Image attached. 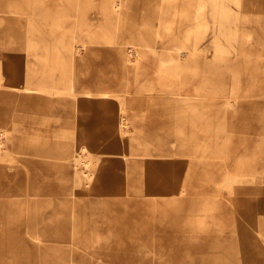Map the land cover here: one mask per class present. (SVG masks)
Wrapping results in <instances>:
<instances>
[{
    "label": "rangeland",
    "instance_id": "1",
    "mask_svg": "<svg viewBox=\"0 0 264 264\" xmlns=\"http://www.w3.org/2000/svg\"><path fill=\"white\" fill-rule=\"evenodd\" d=\"M7 1L14 4L12 11L5 8ZM111 2L0 0V139L6 157H12L0 159V169L25 168L31 160L57 167L53 174L38 169L40 179L32 186L23 173L21 193L8 189L14 178L0 180V264H36V247L55 255L75 247L67 236L70 226L66 242L57 240L68 211L83 244L100 239L112 247L98 250L106 252L100 264H163L164 256L174 255L160 253L177 249L181 237L211 242L199 252L200 264H260L264 0L226 1L235 16L222 19L212 16L209 0H129L125 13ZM199 3L205 20L196 17ZM100 29L110 34L109 46L125 54L133 46L182 56L204 90L192 97L141 96L132 78L137 62L129 61L116 88L119 98L86 96L76 78L70 89L72 45L94 37L95 45L104 46ZM139 32L149 46L139 44ZM77 52L82 55L83 49ZM135 110L140 115L134 116ZM80 168L92 175L93 186L109 188L120 179L128 193L121 182L104 190L108 194L93 196L85 188L80 194V187L67 201L66 195L42 191L48 175L59 184L58 172L73 175ZM227 168L235 175L225 186ZM154 179L158 190L143 194ZM89 198L96 204H85ZM32 213L38 216L33 226ZM89 261L76 256L71 264Z\"/></svg>",
    "mask_w": 264,
    "mask_h": 264
},
{
    "label": "bare ground",
    "instance_id": "2",
    "mask_svg": "<svg viewBox=\"0 0 264 264\" xmlns=\"http://www.w3.org/2000/svg\"><path fill=\"white\" fill-rule=\"evenodd\" d=\"M112 2L110 3V7L113 8L116 12L117 11H123L128 12V10L130 9V2L129 0H119V2H116L117 0H111ZM229 1L230 3L232 2L233 4H237L238 0H209L208 4H210L211 6V11L215 14H212V16H214L215 18H226L229 17L231 15L235 16V14L232 11V7L227 6L224 2ZM13 3L10 2H6V6L5 8H7L9 11H12L11 8H14ZM198 8H197V18L202 20H205L206 17H204V6L202 3L198 4ZM264 8V7H263ZM105 11H107L105 9ZM264 12V9H263ZM120 13V12H119ZM123 13V14H124ZM263 26H264V13H263ZM83 29V28H82ZM85 30V29H84ZM100 35L98 36L101 40L105 41V45L102 46L104 47L99 48L97 47V45H95V43H93L94 41H91L90 39L93 40L94 37H90L87 40H80L77 42H80L79 44L72 45V49L74 54H70L69 55V60H68V64H69V71H68V86L70 89L73 88L74 83H75V78H78V69L77 66L80 67V65L83 64L84 58H83V54L85 56L89 55L91 53L92 55V62L94 63H100L102 65V67L105 69V79L101 82H95L94 84H88L86 90L84 89V94L86 96H97L100 99H109L111 97H117L119 98V93H117V89H111V86L114 85V82L116 80V76L117 74L114 72L117 69L116 66V55L118 54L119 57H121V62L122 64H124V66L126 67L128 64V61L134 65L135 62H138L141 57L142 54L146 51L143 48L140 47H135L133 48V46L128 50V53L126 52L125 54V50L122 48H115L112 50V48L109 46L110 43V34H108L107 32L103 31L100 29ZM262 32L264 33V27H262ZM21 33L25 34L24 29H21ZM248 34V33H247ZM98 38V39H99ZM96 39V38H95ZM137 40L139 41L140 45H145V46H149V42L148 40L143 36V34L141 32L138 33L137 35ZM93 43V44H92ZM143 43V44H142ZM155 43V42H154ZM107 45V46H106ZM154 45H151V47ZM83 49V54L79 55V52H77L78 50ZM157 57H158V66H159V72L161 73L162 77H165V82L160 84L161 88H164V93L163 94H172V93H177L178 95L181 96H185V97H192V96H196L199 95V92H202L204 90V85L201 84L200 81L197 78L196 72H194V68L192 67V65L190 66L187 62H183L182 60H184V58L182 56H180V58H177L174 55H171L169 52L168 54L166 52L163 51H153ZM115 55V56H114ZM128 55V56H127ZM60 58V61L62 60L64 63L67 62L66 58L64 59L62 56L58 57ZM180 59V60H179ZM187 61V60H185ZM194 62V61H193ZM191 62V63H193ZM187 63V64H186ZM195 63H193L194 65ZM74 65H75V74H74ZM197 66V65H196ZM81 79V78H78ZM92 80H94L92 77L88 78V82H91ZM33 91H37V89L33 88L30 89ZM29 91V90H27ZM148 98V97H147ZM143 98H141L142 100ZM139 100L140 104H143L144 102ZM118 105H119V110L120 112H125L126 106L124 104V102L122 100L118 101ZM146 102V101H145ZM138 110H135L133 113L134 116L140 115L138 114L139 112H137ZM132 115V114H131ZM143 116V115H142ZM123 117V115H122ZM123 121V119H122ZM3 134V133H1ZM1 138V137H0ZM7 140V137H5ZM6 142L2 141L0 139V159H5L9 162H11L12 157H10V159H8L5 155L6 153ZM37 150V149H36ZM40 155H42L40 153ZM79 162L74 161L75 166L79 165ZM83 163V161L81 162ZM31 166H37L35 169H32ZM28 167H30V171L27 169ZM57 167L54 165H51L49 163L44 164V163H40V162H36L31 160V162H27L25 168L23 167H15V169L13 168V166L11 164H9L6 168V170L8 171H12V172H7L6 170L0 169V180L1 179H6L7 177L10 179L11 177L14 178V182H12L9 186L8 189H10L13 193H21V191L23 190V179H22V175L23 173H25L26 175V179L28 180V183H30V185L32 186L33 184H37L39 179L38 178V174H40V172L38 171V169H42L44 170L47 174H53V170L56 169ZM57 171V169H56ZM77 171L79 172H74L73 175H69V174H64V176H60L62 175L61 173L58 172V175H56L58 178V181H61V183L59 184H53L52 183V178L48 175V179H46L44 181V186L42 191H44V194H48V193H54V194H62V195H66L65 199L67 201L68 195L70 194H79L78 190L81 187L88 189L89 191L87 192V190L84 192L82 189L81 193H86L89 196H93V195H97V191H102L101 193L103 194H108L109 192L104 191V190H109L111 186L113 185H121V181L120 179H113L112 183L108 186L109 188H107L106 186L98 188L93 186L90 183V179L92 178L90 174H87L86 171H84L82 168H80V170L78 169ZM9 173V174H8ZM42 173V172H41ZM150 175H152V173H150ZM235 173L230 169L227 168L226 169V175L224 177V184H226L225 186L229 185V181L230 179L234 178ZM113 177H119L116 174L113 175ZM112 177V178H113ZM155 180V179H154ZM156 181V180H155ZM121 182V183H120ZM123 186L125 187V189H127L125 193H128V184L127 182H123L122 183ZM147 187L144 189V193L146 194L148 193V195H153L155 193V191H157V186H160L157 184V181L154 183L152 182V184H147ZM120 188V187H119ZM122 188V187H121ZM80 189V190H81ZM146 190L152 191V192H147ZM3 191V190H1ZM118 193V192H117ZM2 194V193H1ZM29 194V193H28ZM145 196V195H144ZM1 200V199H0ZM82 199H79V201H81ZM2 202V201H1ZM1 202H0V207H1ZM97 201H94L93 198H89V200H86L87 205L93 204L95 205ZM30 205V204H29ZM31 206V205H30ZM37 215L35 213L31 214L29 221V224L31 226H33L35 223H37ZM70 226L68 228V232H67V236L71 237L72 240V246L74 245L75 247L71 248L70 250L66 251V252H61L59 255H55L52 253H48V248H44L41 249L39 247H36V252L37 254L40 256V258L37 260L36 264H65V259L66 256H68V259H66L67 264H71L73 262V257L78 256V258L82 261H86L87 258H89V264H100L102 262V256H105L106 252L104 251V249L106 250V248L112 249L111 246H108V243L106 240H96L95 243L96 244H89V245H85L83 243H85L83 240H79L80 236H78L76 234V232L74 231V227L72 225V220H71V213L68 211L67 217L65 216V218L63 219V221L60 222L59 224V228L61 230L62 233H60V238L57 239L60 242H66L67 237H66V227ZM28 235L34 239H36L37 241H40V237H38L36 235V233L30 234V232L28 231V229L26 230ZM69 233V235H68ZM46 240V239H45ZM211 244V242H204L201 241L198 237H195L194 239H192L191 241H189V239L185 238V237H181L179 242H178V246L177 249L175 248V246H173L174 251L167 249L168 251H163L160 253L161 256L167 254H173L174 257H170V256H164V260H163V264H194L197 262V264H200L202 261V256H199V252L202 254V252H204V248L209 247ZM209 245V246H208ZM103 249V251L105 252L104 254L102 252L98 253V250ZM124 248H127L126 246H122ZM111 255V253H109V256ZM92 257V258H91ZM93 260V261H91ZM112 264H129L128 262H113L111 261ZM152 264V263H151ZM260 264H264V261H260Z\"/></svg>",
    "mask_w": 264,
    "mask_h": 264
},
{
    "label": "crops",
    "instance_id": "3",
    "mask_svg": "<svg viewBox=\"0 0 264 264\" xmlns=\"http://www.w3.org/2000/svg\"><path fill=\"white\" fill-rule=\"evenodd\" d=\"M97 47L102 49L104 48L99 45H97ZM82 56L84 58L83 64L80 65V67L77 66L78 78L81 79L77 78V82L81 85L83 90H86L88 84L90 85L95 82H101L105 79V76H102L105 75V69L100 63L92 62L93 57L91 53L87 56L84 54ZM115 57L118 60H115L117 69L114 72L117 76L114 85L111 86V89L113 90L118 88L121 85V82L123 83L124 77L121 76V71L129 69L127 66L125 67L124 64H122L121 57H119L118 54ZM132 70L134 72V75H132L135 82L134 86H137L139 95L150 97L155 94H163L166 91H164V88L160 87V84L165 82V77H162L159 72L158 57L152 51L146 50L142 54L141 59L135 64V66H133ZM76 71L74 65V73ZM89 77H92L94 80L88 82Z\"/></svg>",
    "mask_w": 264,
    "mask_h": 264
}]
</instances>
